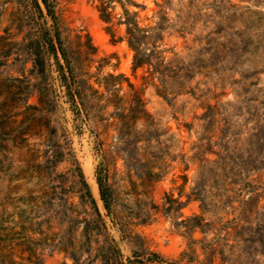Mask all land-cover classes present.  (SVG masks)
<instances>
[{"label": "rangeland", "instance_id": "rangeland-1", "mask_svg": "<svg viewBox=\"0 0 264 264\" xmlns=\"http://www.w3.org/2000/svg\"><path fill=\"white\" fill-rule=\"evenodd\" d=\"M137 1L150 14L154 0ZM53 3L81 96L42 38L52 20L0 0V72L13 78L0 108L29 93L38 105L34 125L17 116L0 132V264H264V0H183L187 34L165 41L190 64L163 83L132 71L97 0Z\"/></svg>", "mask_w": 264, "mask_h": 264}, {"label": "trees", "instance_id": "trees-1", "mask_svg": "<svg viewBox=\"0 0 264 264\" xmlns=\"http://www.w3.org/2000/svg\"><path fill=\"white\" fill-rule=\"evenodd\" d=\"M183 0H154L153 7L150 9V14L145 13L147 7L145 4L137 0H97L95 9L100 21L103 23V30L109 36L111 42L124 41L127 48L132 53L131 69L136 71L140 67H146V71L150 77H155L161 83L171 77L172 73H176L185 64V59L178 58V53L175 51V46H170L165 39L175 34L180 38H185L187 34V26L189 25V15L182 7ZM34 9L43 16L52 20L55 27L54 32L45 33L44 41L47 43L55 60L58 63V68L64 81V85L72 95H80L79 89L73 90L75 81V71L69 50L65 45L61 33L57 28V17L54 10L53 0H32ZM121 28L122 35L116 34L117 29ZM88 42L87 46L94 49L90 42V36L85 34ZM56 39L57 48L60 53V58L55 52L52 38ZM5 46L4 36L0 35V57H6L8 52L3 51ZM67 73V74H66ZM111 77H123L122 73L111 75ZM13 78L3 76L0 72V104L3 103L5 97L10 92L9 84ZM130 84V83H129ZM30 93L24 98L19 105L9 108H0V132L11 128L17 131L18 126H15L17 116H28L31 125L36 122L35 113L38 110L37 103H28ZM4 99V100H3ZM1 107V106H0ZM144 110V109H143ZM130 112L136 114L135 108L130 109ZM124 111H120L117 116H122ZM7 120V125L3 124ZM200 120H205V115L198 117ZM48 133H56V128L51 124L48 117L46 119ZM200 141V139H198ZM202 145L199 147L201 148ZM213 153L205 148L204 154ZM61 154L63 152L61 151ZM196 156V155H194ZM77 176L79 182L84 188V193L90 204L96 212L95 199L85 181L81 168L77 165ZM96 182L100 199L106 210H110L112 204V191L106 181V173L103 169L96 170Z\"/></svg>", "mask_w": 264, "mask_h": 264}, {"label": "water", "instance_id": "water-1", "mask_svg": "<svg viewBox=\"0 0 264 264\" xmlns=\"http://www.w3.org/2000/svg\"><path fill=\"white\" fill-rule=\"evenodd\" d=\"M52 43H53V46H54V49H55V52L56 54L58 55V57L60 58V53L58 51V48H57V43H56V39L53 37L52 38ZM67 74V73H66Z\"/></svg>", "mask_w": 264, "mask_h": 264}, {"label": "bare ground", "instance_id": "bare-ground-1", "mask_svg": "<svg viewBox=\"0 0 264 264\" xmlns=\"http://www.w3.org/2000/svg\"><path fill=\"white\" fill-rule=\"evenodd\" d=\"M95 192H96V194H97V188H96V186H95Z\"/></svg>", "mask_w": 264, "mask_h": 264}]
</instances>
